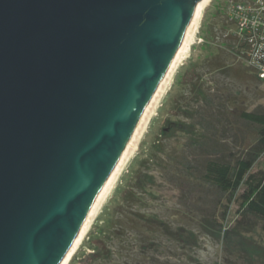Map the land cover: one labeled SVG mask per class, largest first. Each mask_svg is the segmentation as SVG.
I'll return each mask as SVG.
<instances>
[{"label": "water", "instance_id": "95a60500", "mask_svg": "<svg viewBox=\"0 0 264 264\" xmlns=\"http://www.w3.org/2000/svg\"><path fill=\"white\" fill-rule=\"evenodd\" d=\"M201 0H0V264H61Z\"/></svg>", "mask_w": 264, "mask_h": 264}, {"label": "rangeland", "instance_id": "374dc122", "mask_svg": "<svg viewBox=\"0 0 264 264\" xmlns=\"http://www.w3.org/2000/svg\"><path fill=\"white\" fill-rule=\"evenodd\" d=\"M224 1L211 0L203 9L202 21L190 51L176 69L171 89L154 116L147 136L127 164L114 194L93 221L69 264H124L125 261L129 264H264V232L256 224H247L237 215L236 203L230 204L221 230L211 224L201 225L199 220L186 225L183 215L176 216L184 210L185 201L178 198V191L164 182L159 172L164 158L171 150L181 147L188 138L186 130H191L190 120L184 114L189 112L186 106L190 100L192 75L204 73L206 60L222 49L219 40L223 30L219 28L222 27ZM235 62L232 57L227 60L232 65ZM235 86L242 89L243 96L253 101L254 106L264 104V82L254 78L248 88L242 83ZM252 108L248 106V110ZM179 128L185 129V132ZM261 167L264 168V155L254 169ZM145 173L151 176L144 189L145 194L137 188L134 200H124L128 185L134 182L137 175ZM210 200V197L206 199V203ZM141 214L145 218L159 215L172 226L169 229L161 226L151 228L142 223ZM178 223L194 232L193 239L179 240L174 234Z\"/></svg>", "mask_w": 264, "mask_h": 264}, {"label": "trees", "instance_id": "16d2710c", "mask_svg": "<svg viewBox=\"0 0 264 264\" xmlns=\"http://www.w3.org/2000/svg\"><path fill=\"white\" fill-rule=\"evenodd\" d=\"M227 1L223 2L219 28L224 31L219 40L222 49L206 60L204 73H194L191 78L186 106L189 112L184 114L191 125V130H186L188 138L179 149L169 152L159 172L162 180L178 191V198L185 201L184 210L179 209L181 213L176 216L183 215L186 225L199 220L201 225L207 223L221 230L230 204L236 203L237 215L264 232V168L254 169L264 155V104L254 106L253 101L243 96L242 89L235 86L242 83L248 88L254 78L264 80L238 59L241 44L227 34L230 28L224 17ZM231 57L236 60L235 65L227 63ZM248 106L253 108L248 110ZM150 180L147 173L137 175L124 192V200H134L137 188L145 194ZM209 197L212 200L206 203ZM145 217L140 215L142 223L151 228L172 226L159 215ZM177 227L174 234L180 241L195 236L184 224L178 223Z\"/></svg>", "mask_w": 264, "mask_h": 264}, {"label": "bare ground", "instance_id": "6f19581e", "mask_svg": "<svg viewBox=\"0 0 264 264\" xmlns=\"http://www.w3.org/2000/svg\"><path fill=\"white\" fill-rule=\"evenodd\" d=\"M211 0H201L197 3L195 8L194 19L185 34L181 45L168 69L166 74L164 75L157 91L155 92L142 120L140 121L130 143L128 144L126 150L124 151L122 157L117 163L115 169L113 170L111 176L109 177L107 183L105 184L103 190L101 191L99 197L97 198L95 204L93 205L91 211L89 212L77 238L75 239L72 247L70 248L68 254L63 259L61 264H69L72 256L75 254L78 246L83 241L85 235L88 233L93 221L99 215V213L103 212L104 207L106 206L108 200L114 194V191L117 187V183L119 179L123 175V171L127 167V164L135 157V153L137 152L139 145L143 142L144 138L147 136L149 132V128L151 122L155 115L162 105L165 95L168 90L171 89V85L173 84V77L175 75V71L181 62L187 57L190 47L192 44V40L194 39L195 32L199 28L201 24L203 9L210 3Z\"/></svg>", "mask_w": 264, "mask_h": 264}, {"label": "built area", "instance_id": "2783aa9c", "mask_svg": "<svg viewBox=\"0 0 264 264\" xmlns=\"http://www.w3.org/2000/svg\"><path fill=\"white\" fill-rule=\"evenodd\" d=\"M224 17L241 44L238 59L264 80V0H228Z\"/></svg>", "mask_w": 264, "mask_h": 264}]
</instances>
